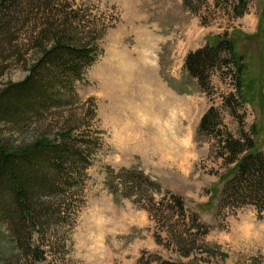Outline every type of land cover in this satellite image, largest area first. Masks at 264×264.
<instances>
[{
    "label": "rangeland",
    "instance_id": "1",
    "mask_svg": "<svg viewBox=\"0 0 264 264\" xmlns=\"http://www.w3.org/2000/svg\"><path fill=\"white\" fill-rule=\"evenodd\" d=\"M77 3L80 18L104 27L99 58L57 105L17 124L1 120L0 136L23 149L76 127L95 146L76 188L45 197L52 216L33 231L31 248L0 217V264H264V201L225 199L235 164L220 135L244 133L264 153V0H248L243 16L233 12L237 0ZM42 13L28 9L9 42L6 35L0 95L30 75ZM225 32L245 57L247 104L233 101L227 68L211 73L205 88L184 70L190 52ZM211 107L219 128L200 131ZM135 175L147 190L127 189ZM37 247L45 262L28 256Z\"/></svg>",
    "mask_w": 264,
    "mask_h": 264
},
{
    "label": "trees",
    "instance_id": "2",
    "mask_svg": "<svg viewBox=\"0 0 264 264\" xmlns=\"http://www.w3.org/2000/svg\"><path fill=\"white\" fill-rule=\"evenodd\" d=\"M237 1L233 12L243 16L248 0ZM79 6L77 0H0V37H5L0 39V50L6 40H11L13 25L20 24L28 9L34 15L43 12L46 16L36 39L39 57L30 75L23 83L12 85L0 95V121L17 124L37 113L40 107L57 105L59 99L64 98L62 93L72 91L74 83L81 80L99 58L104 27L80 18ZM55 12L65 20L58 22ZM5 68L0 66V78ZM222 68H227L234 78L236 105L251 102L245 83V57L237 51L228 32L190 52L184 62L185 72L200 81L204 88L211 73ZM233 112L236 114L235 110ZM219 124V116L211 107L201 120L200 131L216 132ZM75 128H63L59 134L61 140L44 138L35 146L23 149L9 145L0 136V217L7 220L16 239H26L28 248H31L33 231L41 233L43 221L52 216L45 197L58 191L67 196L76 188V178L89 165V151L95 146V139L91 142L84 132L75 133ZM252 132L256 134V126ZM220 135L223 148L230 152L229 162L235 164L230 176L225 177L228 181L225 199L235 204L257 205V200L264 201V153L244 133L241 140L227 133ZM130 180L126 186L131 191L147 190L150 186L140 175ZM173 200L183 210L182 200L177 196ZM152 216L155 218L153 213ZM27 254L39 262L46 260L38 247ZM157 264L178 263L160 261Z\"/></svg>",
    "mask_w": 264,
    "mask_h": 264
}]
</instances>
